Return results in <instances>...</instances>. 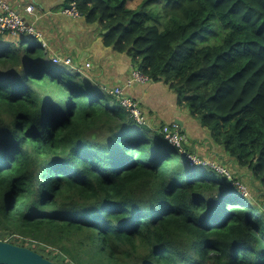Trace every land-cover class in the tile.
Wrapping results in <instances>:
<instances>
[{"label": "trees", "instance_id": "trees-1", "mask_svg": "<svg viewBox=\"0 0 264 264\" xmlns=\"http://www.w3.org/2000/svg\"><path fill=\"white\" fill-rule=\"evenodd\" d=\"M128 1L75 0L264 187V0ZM65 69L0 35V241L55 264H264V208L235 178Z\"/></svg>", "mask_w": 264, "mask_h": 264}, {"label": "crops", "instance_id": "crops-1", "mask_svg": "<svg viewBox=\"0 0 264 264\" xmlns=\"http://www.w3.org/2000/svg\"><path fill=\"white\" fill-rule=\"evenodd\" d=\"M7 1L42 33L48 61L54 57L69 58L73 61V71L80 73L84 82L102 92L123 88L125 95L139 102L146 115L148 128L177 125L184 138L185 147L192 155L204 147V140H210L208 131L201 126L200 128L188 111L184 112L178 106L177 94L168 85L163 82H147L127 86V80L135 70L130 59L105 47L96 25L86 23L84 17L73 18L63 14V10L69 7V0ZM28 6L33 7V12L24 15V9ZM215 145L211 148L215 150V154L220 152L225 157L221 147ZM227 159L233 166L236 165L234 159ZM218 161L226 166L222 159Z\"/></svg>", "mask_w": 264, "mask_h": 264}, {"label": "built area", "instance_id": "built-area-1", "mask_svg": "<svg viewBox=\"0 0 264 264\" xmlns=\"http://www.w3.org/2000/svg\"><path fill=\"white\" fill-rule=\"evenodd\" d=\"M32 12H33L32 6H28L24 9V15L32 14ZM63 14L69 17H73V18L82 17L81 14H79L76 9L75 0H72L69 4V7L63 10ZM0 35H3L6 38L30 37L33 40L38 39L40 41L42 48L43 49L46 48V43L42 38L43 37L42 33L38 31L33 25V23L29 22L25 18V16L21 15L14 8H12L10 6V3L7 0H0ZM51 61L53 64H56V65H63V66L71 67V68L73 66V61H71L69 58L54 57V58H51ZM87 66L88 65H86V67ZM147 82H149L147 77L142 75L138 70H133L130 74L129 79L127 80V86H130L134 83L144 84ZM107 93L115 96L118 99L121 107L129 114V116L138 125L147 126V118H146V115H144V113L142 112L139 102L125 95L123 92V88L117 87V88L107 91ZM161 133L163 134L165 141L169 145H171L174 148H183L184 138L182 134L180 133V129L177 125H174V124L170 126L165 125L162 128ZM188 158L192 162V164L196 165L194 162L195 158H193V155L188 154ZM198 160L202 162V160L200 159ZM200 165L208 166L204 164H200ZM212 167L211 168L213 170L224 175L225 173L224 170L219 168L222 166L216 164V166L213 165ZM237 182L238 180L234 182V184ZM239 189L241 190L242 193H244L243 188H239ZM5 242H7V240Z\"/></svg>", "mask_w": 264, "mask_h": 264}, {"label": "rangeland", "instance_id": "rangeland-1", "mask_svg": "<svg viewBox=\"0 0 264 264\" xmlns=\"http://www.w3.org/2000/svg\"><path fill=\"white\" fill-rule=\"evenodd\" d=\"M142 1L143 0H130V2L128 1V5H131L132 8L136 7V9H138L140 11H148V6H143V7L140 6ZM155 4L156 3H154L153 5H155ZM34 42L35 41L33 39H31L29 42H27V44L30 45V44H32ZM51 66L53 68H56L58 66H62V67H65L66 68L65 70H67L68 72H72L73 71V69L71 67H67V66H63V65H56V64L51 63ZM171 90L173 92L175 91L174 92L175 95L177 94L176 92H178V91L173 90V89H171ZM177 97H178V95H177ZM178 98H177V100H178ZM187 111H189V110L184 108V112H187ZM192 119L196 123L198 122V120H196L195 118L192 117ZM198 125H199V127L201 126L200 124H198ZM204 141H206L203 144L204 147L201 150H199V149L196 150L195 154L193 153V158H195L194 162H195L196 166H199L200 164L208 165L210 167H212L213 165L216 166V164L222 166L223 168L222 167H219V168L224 170V172H225L224 175L227 177L226 179H228L229 181H231L230 179H232V178L233 179L235 178L236 180H238L237 183H235V184L233 183V184L240 191L242 196H245L247 199H249L251 201H255L259 206H262L264 208V187L262 186V184L259 181V179H257L249 170L238 168L237 165L233 166V163L230 162L229 159H227L229 157V155L224 150L223 147H221V150L225 154V157L220 152L218 154H215V150L211 149L212 145H215L214 142H213V139L211 137H210V140L206 139ZM184 146H185V143H183V147ZM186 153L187 154H191L192 152L188 151L186 149ZM210 154H212L213 156H211ZM202 155L205 156V157H203ZM198 159L202 160V162H200ZM218 159L219 160L222 159V161L226 164V166L223 163H221L220 161H218ZM213 162H215L216 164L213 163ZM201 166H203V165H201ZM208 166H206V167H208ZM238 187L239 188H243L244 189V193H242L241 190Z\"/></svg>", "mask_w": 264, "mask_h": 264}, {"label": "water", "instance_id": "water-1", "mask_svg": "<svg viewBox=\"0 0 264 264\" xmlns=\"http://www.w3.org/2000/svg\"><path fill=\"white\" fill-rule=\"evenodd\" d=\"M109 30L102 33L106 34ZM31 40L30 37H24L23 43ZM229 181V180H228ZM0 264H55L25 247L16 246L9 242L0 241Z\"/></svg>", "mask_w": 264, "mask_h": 264}, {"label": "clouds", "instance_id": "clouds-1", "mask_svg": "<svg viewBox=\"0 0 264 264\" xmlns=\"http://www.w3.org/2000/svg\"><path fill=\"white\" fill-rule=\"evenodd\" d=\"M69 4H70V3H69ZM23 38H24V37H21V38H18V39H23ZM28 41H30V40H28ZM28 41H27V42H28ZM34 41L40 44V41H39L38 39H35ZM27 42H26V43H27ZM51 63H52V62H51ZM72 69H73V68H72ZM4 242H5V241H4Z\"/></svg>", "mask_w": 264, "mask_h": 264}]
</instances>
